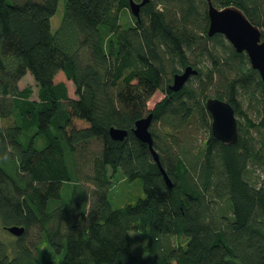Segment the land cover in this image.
I'll return each instance as SVG.
<instances>
[{"label":"trees","instance_id":"16d2710c","mask_svg":"<svg viewBox=\"0 0 264 264\" xmlns=\"http://www.w3.org/2000/svg\"><path fill=\"white\" fill-rule=\"evenodd\" d=\"M59 2L0 0V224L13 236L0 264H264V83L245 52L208 35L207 0H149L140 20L129 0H64L53 33ZM211 2L241 9L264 40V0ZM188 66L198 73L170 89ZM27 74L38 100L19 87ZM212 95L235 109V144L210 132ZM150 114L172 188L133 133ZM192 124L210 130L197 153L184 144ZM119 173L145 196L114 209Z\"/></svg>","mask_w":264,"mask_h":264},{"label":"water","instance_id":"95a60500","mask_svg":"<svg viewBox=\"0 0 264 264\" xmlns=\"http://www.w3.org/2000/svg\"><path fill=\"white\" fill-rule=\"evenodd\" d=\"M148 0L137 3L129 0L131 13L140 20L141 7ZM207 14L209 17L208 35L222 34L233 45L238 52H245L248 55L252 68L257 70L264 83V41L262 30L254 25L245 13L236 6L224 8L216 7L211 0H207ZM198 72L192 66H188L182 73H177L173 78L170 89L180 91L192 75ZM205 106L212 118V135L220 142L235 144L239 138L238 122L234 108L230 103L209 97ZM153 114L138 119L133 129L134 135L143 143L147 144L154 161L157 163L161 174L167 185L173 187V182L162 166L158 151L154 148V139L151 133ZM110 136L115 140H123L128 135L125 129L111 127ZM5 229L15 236H21L25 232L24 227L6 226Z\"/></svg>","mask_w":264,"mask_h":264},{"label":"rangeland","instance_id":"374dc122","mask_svg":"<svg viewBox=\"0 0 264 264\" xmlns=\"http://www.w3.org/2000/svg\"><path fill=\"white\" fill-rule=\"evenodd\" d=\"M14 1V0H13ZM15 1H22V0H15ZM65 12V5H64V0H60L58 10L56 14L51 18V28L52 32L55 33L57 29L60 27V24L63 20ZM128 14H132L131 11L129 10ZM127 21V20H126ZM128 23H132V19L128 17ZM127 24V22H126ZM184 71L182 69L181 73ZM69 89H70V96L73 99H77V96L75 94V86L72 81L68 83ZM20 88H25V87H31L34 89V93L32 96V99L38 100V87L37 83L35 82L33 76L31 74H27L19 83ZM212 95L211 97H213ZM253 117V116H252ZM254 118V117H253ZM209 131L210 130H199L197 126L193 125L191 128L188 130L187 133V141L185 140L184 144H186L189 148L193 149L194 153H197L198 150L201 148H204V145L208 142L209 138ZM211 132V131H210ZM91 148L94 150H98L100 148V144L98 142L94 141L92 143ZM78 157H79V152H77ZM89 171V168H86L85 171L83 170L84 173H87ZM84 176H82V185L85 187V191L89 190L90 187H92V183H85L83 181ZM92 189V188H91ZM90 189V190H91ZM68 191H64L63 195L65 198H68L70 196ZM92 193V192H91ZM145 193H144V188L143 184L140 179L134 180V181H125L121 179V174H117V176L114 179V183L112 184V187L110 189V201L112 204V207L114 209L123 207L128 204H136L137 201L140 198H144ZM94 200V196H91V201ZM10 234L3 230L2 225L0 224V238H5L6 240L12 239L13 236H9ZM36 233L34 231L31 232V236H35ZM38 236V234H37ZM137 242L133 247V253L134 254H142L145 258L148 257V253L145 250V239L141 238L140 235H135Z\"/></svg>","mask_w":264,"mask_h":264},{"label":"flooded vegetation","instance_id":"af4514ba","mask_svg":"<svg viewBox=\"0 0 264 264\" xmlns=\"http://www.w3.org/2000/svg\"><path fill=\"white\" fill-rule=\"evenodd\" d=\"M143 1H144V0H135V2H137V3H142ZM148 1H149V0H148ZM147 3H148V2H147ZM147 3H146V4H147ZM146 4H145V5H146ZM145 5H144V6H145ZM144 6L141 7V11H142V8H143ZM262 39H263V38H262ZM263 41H264V40H263ZM234 111H235V109H234ZM209 114H210V113H209ZM235 115H236V114H235ZM210 117H211V115H210ZM236 118H237V116H236ZM237 122H238V118H237ZM211 123H212V118H211ZM238 126H239V125H238ZM211 133H212V132H211Z\"/></svg>","mask_w":264,"mask_h":264},{"label":"clouds","instance_id":"9594fccd","mask_svg":"<svg viewBox=\"0 0 264 264\" xmlns=\"http://www.w3.org/2000/svg\"><path fill=\"white\" fill-rule=\"evenodd\" d=\"M131 11V10H130Z\"/></svg>","mask_w":264,"mask_h":264}]
</instances>
